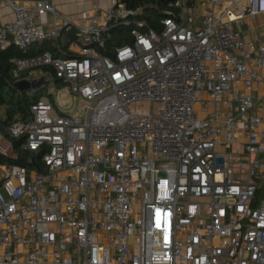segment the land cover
<instances>
[{
  "label": "built area",
  "instance_id": "1",
  "mask_svg": "<svg viewBox=\"0 0 264 264\" xmlns=\"http://www.w3.org/2000/svg\"><path fill=\"white\" fill-rule=\"evenodd\" d=\"M33 2L0 0V50L51 41L12 62L84 111L44 96L10 124L46 170L0 165V264H264V32L242 29L264 0H177L157 28L119 0L84 24Z\"/></svg>",
  "mask_w": 264,
  "mask_h": 264
},
{
  "label": "trees",
  "instance_id": "2",
  "mask_svg": "<svg viewBox=\"0 0 264 264\" xmlns=\"http://www.w3.org/2000/svg\"><path fill=\"white\" fill-rule=\"evenodd\" d=\"M128 7L137 9L143 8L140 18L146 21L148 26L157 28L162 19L169 16H176L179 9L174 7L177 0H119ZM112 37L108 40L107 47L103 53L110 54V49L116 46L124 45L132 41L131 27L115 28L112 30ZM46 50H52V42L46 41L43 44L33 45L27 53L22 52L15 46L6 50H0V134L11 143L16 156L0 152V165H19L29 170L45 171L42 165V156L44 152H30L23 150L21 145L22 138H15L9 132L11 123L17 120H27L30 115V108L39 100L48 97L57 107L54 95L48 93L51 86L49 80H45L37 88L29 90H19L14 87L18 80L28 78L29 72H17L15 64L12 62L15 58H23L41 54ZM63 56L62 54L59 55ZM65 56V55H64ZM57 57V56H56ZM48 75H53V69L44 67ZM54 85L57 89L65 87L58 80L54 79ZM35 159V161H33Z\"/></svg>",
  "mask_w": 264,
  "mask_h": 264
},
{
  "label": "crops",
  "instance_id": "3",
  "mask_svg": "<svg viewBox=\"0 0 264 264\" xmlns=\"http://www.w3.org/2000/svg\"><path fill=\"white\" fill-rule=\"evenodd\" d=\"M34 0H22L27 6H33ZM56 5V9L62 14L73 19L75 23L84 24L94 11L101 13L102 11L109 8L112 0H53ZM204 0H196L198 12L204 10ZM14 15L12 10L7 7L0 8V20L2 22H9L13 20ZM247 27L256 28L258 31L264 32V14H260L257 18L253 19L248 17L242 29Z\"/></svg>",
  "mask_w": 264,
  "mask_h": 264
},
{
  "label": "rangeland",
  "instance_id": "4",
  "mask_svg": "<svg viewBox=\"0 0 264 264\" xmlns=\"http://www.w3.org/2000/svg\"><path fill=\"white\" fill-rule=\"evenodd\" d=\"M56 86H50L48 88V93L54 95V99L57 102L58 112L61 113H73L75 115H82L84 111V106L82 102H79L77 99H74L73 95L69 92V89L63 87L61 89H56ZM79 106V108H78ZM148 109V106L145 105L144 110ZM4 196L7 194L4 189H2Z\"/></svg>",
  "mask_w": 264,
  "mask_h": 264
},
{
  "label": "water",
  "instance_id": "5",
  "mask_svg": "<svg viewBox=\"0 0 264 264\" xmlns=\"http://www.w3.org/2000/svg\"><path fill=\"white\" fill-rule=\"evenodd\" d=\"M45 80H46L45 78L44 79H34L33 81L22 79V80L16 81L14 83V87H16L19 90H29V89L37 88L42 83H44ZM8 155L13 157L11 151ZM33 161H35V159H33Z\"/></svg>",
  "mask_w": 264,
  "mask_h": 264
},
{
  "label": "bare ground",
  "instance_id": "6",
  "mask_svg": "<svg viewBox=\"0 0 264 264\" xmlns=\"http://www.w3.org/2000/svg\"><path fill=\"white\" fill-rule=\"evenodd\" d=\"M0 149L4 152H9V148H7V145L4 141L0 142Z\"/></svg>",
  "mask_w": 264,
  "mask_h": 264
}]
</instances>
